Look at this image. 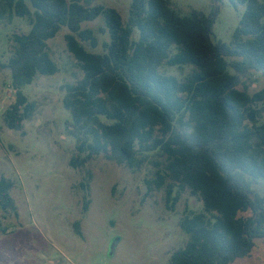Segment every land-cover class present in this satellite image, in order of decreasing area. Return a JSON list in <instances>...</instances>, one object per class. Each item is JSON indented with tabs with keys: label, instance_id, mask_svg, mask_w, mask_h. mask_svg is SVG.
I'll list each match as a JSON object with an SVG mask.
<instances>
[{
	"label": "trees",
	"instance_id": "1",
	"mask_svg": "<svg viewBox=\"0 0 264 264\" xmlns=\"http://www.w3.org/2000/svg\"><path fill=\"white\" fill-rule=\"evenodd\" d=\"M97 1L0 0V24L25 18L31 26L13 36L6 66L16 101L6 126L21 131L31 118L36 105L24 89L38 75L59 73L48 42L67 28L68 49L84 73L62 86L79 153L71 166L103 156L136 171L160 160L158 188L170 178L178 184L174 204L189 190L204 205L182 218L188 241L169 264L249 257L264 239V90L250 92L255 74L264 77V0H228L236 9L246 6L231 43L212 39L221 0H211L210 15H183L171 0H132L126 23ZM100 17L105 25L98 32L84 28ZM98 35L109 40L101 44ZM163 65L192 71L180 80L163 74ZM13 187L0 177V210L18 214Z\"/></svg>",
	"mask_w": 264,
	"mask_h": 264
},
{
	"label": "rangeland",
	"instance_id": "2",
	"mask_svg": "<svg viewBox=\"0 0 264 264\" xmlns=\"http://www.w3.org/2000/svg\"><path fill=\"white\" fill-rule=\"evenodd\" d=\"M131 2L98 0L96 4L116 9L126 23ZM171 2L183 15L212 11L211 0ZM219 6L212 39L231 43L246 6L236 9L228 0H221ZM104 25L100 17L84 28L98 32ZM30 29L25 18L0 24V64L4 65L0 66V177L14 183L12 196L18 207V214L0 210V264H169L188 241L180 226L182 218L203 212L204 205L189 190L181 191L174 204L178 184L166 177L158 188L155 181L165 169L156 158L136 171L103 156L81 169L71 166L79 153L67 128L72 119L63 104L62 86L77 82L84 73L68 49L67 28L48 42L59 73L38 75L24 89L36 105L31 118L21 131L6 126L4 115L16 101L6 66L15 49L13 36ZM98 36L101 44L109 40L108 35ZM95 52H102V46ZM160 71L184 80L192 68L163 65ZM261 90L264 77L256 73L250 92ZM233 264H264V239L256 242L249 257Z\"/></svg>",
	"mask_w": 264,
	"mask_h": 264
},
{
	"label": "water",
	"instance_id": "3",
	"mask_svg": "<svg viewBox=\"0 0 264 264\" xmlns=\"http://www.w3.org/2000/svg\"><path fill=\"white\" fill-rule=\"evenodd\" d=\"M11 70V69H10ZM143 192L145 191V187L143 188V190H142Z\"/></svg>",
	"mask_w": 264,
	"mask_h": 264
},
{
	"label": "built area",
	"instance_id": "4",
	"mask_svg": "<svg viewBox=\"0 0 264 264\" xmlns=\"http://www.w3.org/2000/svg\"><path fill=\"white\" fill-rule=\"evenodd\" d=\"M15 90V89H14ZM15 92H16V90H15Z\"/></svg>",
	"mask_w": 264,
	"mask_h": 264
}]
</instances>
